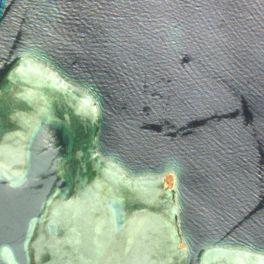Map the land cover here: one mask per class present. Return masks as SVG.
<instances>
[{"label": "water", "instance_id": "obj_1", "mask_svg": "<svg viewBox=\"0 0 264 264\" xmlns=\"http://www.w3.org/2000/svg\"><path fill=\"white\" fill-rule=\"evenodd\" d=\"M0 264H264V0H0Z\"/></svg>", "mask_w": 264, "mask_h": 264}]
</instances>
